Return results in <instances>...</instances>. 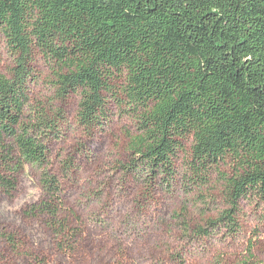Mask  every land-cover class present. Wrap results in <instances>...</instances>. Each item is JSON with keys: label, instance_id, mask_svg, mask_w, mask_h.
Returning <instances> with one entry per match:
<instances>
[{"label": "trees", "instance_id": "obj_1", "mask_svg": "<svg viewBox=\"0 0 264 264\" xmlns=\"http://www.w3.org/2000/svg\"><path fill=\"white\" fill-rule=\"evenodd\" d=\"M0 42L13 56L0 72V194H13L25 166L37 169L42 198L25 214L63 238L60 253L81 254L83 231L71 226L74 213L62 215L48 170L67 118L30 106L37 56L52 68L56 99L80 95L87 133L110 119V99L135 122L119 166L148 197L181 182L175 161L191 139L182 184L200 190L216 180L226 206L193 236L235 237L240 203L264 207V0H0Z\"/></svg>", "mask_w": 264, "mask_h": 264}, {"label": "rangeland", "instance_id": "obj_2", "mask_svg": "<svg viewBox=\"0 0 264 264\" xmlns=\"http://www.w3.org/2000/svg\"><path fill=\"white\" fill-rule=\"evenodd\" d=\"M12 62L13 56L0 42V72L8 74ZM34 67L38 78L30 85V106L58 109L67 118L63 137L51 143L48 170L60 182L62 215L77 216L68 218L72 227L83 231V252L77 257L60 253L63 238L55 236L42 218L25 214L42 198L39 171L25 166L13 194H0L2 264H120L125 259L127 264H244L247 260L264 264V207L251 200L240 203L237 236L223 231L207 237L192 235L196 225L206 226L226 206L216 180L200 190L182 184L191 139L184 141L175 161L181 182L170 191L151 190L148 197L146 186L119 166L129 160L130 137L136 134L135 122L119 103L110 99V119L103 128L87 133L77 119L80 95L56 99L51 66L37 56ZM5 234L14 236L23 253L14 250Z\"/></svg>", "mask_w": 264, "mask_h": 264}]
</instances>
